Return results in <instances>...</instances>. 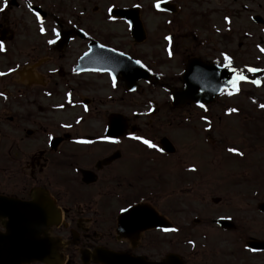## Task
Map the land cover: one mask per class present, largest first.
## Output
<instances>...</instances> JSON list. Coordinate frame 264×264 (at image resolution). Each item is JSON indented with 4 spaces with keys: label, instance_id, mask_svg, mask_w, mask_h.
Wrapping results in <instances>:
<instances>
[{
    "label": "flooded vegetation",
    "instance_id": "1",
    "mask_svg": "<svg viewBox=\"0 0 264 264\" xmlns=\"http://www.w3.org/2000/svg\"><path fill=\"white\" fill-rule=\"evenodd\" d=\"M0 1V255L41 257L18 264H106L112 255L136 264H264V250L248 246L264 242L250 223L264 222V112L246 123V101L259 103L239 90L264 79V6L216 0L206 22L195 16L180 32L182 0H152L179 9H151L164 16L151 25L139 9L136 42L110 15L118 6L92 22L86 9L80 21L57 4ZM20 8L50 18L41 35L51 56L17 35L11 10ZM231 75L244 77L235 90ZM234 116L242 123L222 122ZM33 195L49 200L45 228ZM25 237L30 250L11 245Z\"/></svg>",
    "mask_w": 264,
    "mask_h": 264
},
{
    "label": "rangeland",
    "instance_id": "2",
    "mask_svg": "<svg viewBox=\"0 0 264 264\" xmlns=\"http://www.w3.org/2000/svg\"><path fill=\"white\" fill-rule=\"evenodd\" d=\"M32 3L41 4L42 7H44L46 10H50L52 4H57L59 6V10L62 12H72L71 15H69L70 18L78 19L80 21L85 20V17L83 16V11L86 9V13L89 15L90 20L93 22V20H97L100 17V20L102 19V15H104V10L108 9L111 6H131L132 4H139L142 9L144 10L143 17L147 22L149 21V25L157 24L159 22H162L164 19V16H158L151 13L152 9V0H30ZM179 3V2H178ZM252 3L258 4L260 3L261 6H264V0H252ZM216 6V0H182L181 3V9L182 13L178 16L177 15V23L180 26V32H184L186 29V26L192 25L196 22V17L201 20V25L208 20V16L211 14L213 9H215ZM0 7H2V3L0 1ZM43 8V9H44ZM252 11L253 8L250 9ZM148 11L150 13H148ZM96 13V14H95ZM67 16V15H66ZM64 16V18H66ZM196 16V17H195ZM11 17L14 18L15 23L18 26L17 29V35L22 37L26 36L27 41H35V39L42 43V56H51L53 53L46 48L45 40L46 36L41 35L40 29L43 28L45 24L47 26H51L52 22L50 21V18H45L44 21L37 20L31 15L27 13L25 8H20L11 10ZM62 17V16H60ZM179 19V20H178ZM181 19V20H180ZM239 22H242L240 19L239 21H235V24H238ZM162 25V24H161ZM159 25V26H161ZM251 26H253L252 23H250ZM118 27H120L119 32L122 33L125 31L124 25L118 24ZM117 29V27H116ZM44 33L47 31L44 30ZM118 32V35H119ZM42 36V37H41ZM123 42L126 43L128 40L125 38V34H122ZM121 40L120 42L123 43ZM236 41V38L234 39ZM12 62H6V66H12ZM1 77V76H0ZM15 79V78H14ZM3 84L5 88H7V85H9V81H4ZM262 85V86H261ZM239 90H248L250 94L254 95L255 99L259 103V105L255 104L254 102H247V106L249 107L250 113L244 114L243 120L250 124L254 120H259L257 117L261 112H258V110H262L264 112V107H261V105H264V80H257V83H250V85L246 86H239ZM253 107H256L254 110ZM260 108V109H259ZM257 112V114H256ZM239 116H234V119L231 118H222V122H229L231 120H236L237 122H241L243 120L238 119ZM242 123V122H241ZM251 128H253L250 125ZM257 128H253L251 131V135L254 136V131ZM247 136H250L247 135ZM264 154V153H263ZM264 159V155L262 157ZM264 161V160H263ZM264 171V169H263ZM17 177L12 179V184L14 185L16 183ZM19 181V179H18ZM262 197H264V194H262ZM252 228L259 229L261 228V232L264 233V222L261 220H258L256 223L250 221Z\"/></svg>",
    "mask_w": 264,
    "mask_h": 264
},
{
    "label": "water",
    "instance_id": "3",
    "mask_svg": "<svg viewBox=\"0 0 264 264\" xmlns=\"http://www.w3.org/2000/svg\"><path fill=\"white\" fill-rule=\"evenodd\" d=\"M167 5L165 4H161L160 5V9H164ZM113 15L116 16V17H120V18H124V19H127L129 20L130 22V25H131V32H132V35L134 36L135 40L136 41H140L142 39V29H141V24L138 20V17H137V14L134 10H120V9H116V10H113ZM124 61L126 60L125 57H123ZM137 68V67H136ZM138 69V68H137ZM138 76L140 77H145V75L139 71L138 69ZM136 77H132V78H128L126 83L130 82L131 79H134ZM0 201L3 202V201H6V199L4 198H0ZM42 203V204H41ZM46 203H49V200L43 195L42 197L39 196V195H33V198H32V201H31V205L32 206H35V205H41L42 206V217H43V220H44V223L42 225V228H45L46 226V218H47V215H46V210H47V206H46ZM27 209H30V206H27ZM260 210L264 213V204L260 205ZM33 216V215H32ZM49 218H53V216L49 215ZM28 223V221H27ZM29 225V224H28ZM26 241H27V244H26ZM255 243L254 244V248H259V249H264V242H253ZM20 244V247L21 248H24V249H28L30 250L31 248H29V246H33V242L25 237L24 240H21L19 241L17 244H13L11 243V245L16 248L18 245ZM28 254L26 256H21V257H14V256H3V254L0 255V264H18L20 262H24V263H29L30 261L32 260H40L41 257L40 255H34V254H30L29 252H27ZM173 255L171 257H169L168 259H170L172 262H173ZM120 258V256H114L112 255V261L106 263V264H128V263H132L133 264H136V260L137 259H134L132 261H128L127 259H122L121 261L118 259ZM111 259V258H110ZM109 260V259H107ZM150 264H154V263H150ZM177 264V263H175Z\"/></svg>",
    "mask_w": 264,
    "mask_h": 264
},
{
    "label": "snow or ice",
    "instance_id": "4",
    "mask_svg": "<svg viewBox=\"0 0 264 264\" xmlns=\"http://www.w3.org/2000/svg\"><path fill=\"white\" fill-rule=\"evenodd\" d=\"M154 7H155L157 10H159L160 5H159V4H155ZM0 11H3V7H0ZM37 19L39 20V17H37ZM226 20H227V18H226ZM40 31H41V33H43V31H44L43 28H41ZM57 35H58V34H57ZM165 39H168V38L166 37ZM48 43H49V44H53L54 41H53V40H49ZM4 50H5L4 45H3L2 43H0V51H4ZM262 51H264V49H262ZM224 61H225V67H228V61H229V58H228L227 56H224ZM136 63L139 64V61H137ZM141 66H142V65H141ZM10 71H13V70H10ZM232 71L235 72L236 70H235V69H232ZM248 71H249V72H255L256 69H254V68H249ZM0 75H6V74H5V73H0ZM243 79H244V77L241 76V75H236V76L233 77L232 81L229 82V83L231 84L233 90L236 89L237 81H238V80H243ZM252 83L256 84L257 81L254 80V81H252ZM201 107H202V106H201ZM261 107H264V105H261ZM232 111H236V110L233 109ZM62 126H64V125H62ZM129 139H132V140H139L140 143L146 145L148 148H153V147H154V145H153L149 140H147V139H142V138L137 137V136H134V135H133V136H130ZM109 142H111V143H118V141L115 140V139H112V140H110ZM77 143H88V141L80 140V141H77ZM227 150H228L230 153H234V154L237 155V156H242V155H243L241 152H239V151H237V150H235V149H233V148H228ZM156 151H160V149H159V148H156ZM191 171H195V169H191ZM129 207H131V206H129ZM128 210H129L128 208H124V209H122V211H124V212H127ZM132 211L135 212L136 209L133 208ZM162 231H165V232H169V231H171V232H175V231H177V229H175V228H172V229H163Z\"/></svg>",
    "mask_w": 264,
    "mask_h": 264
}]
</instances>
